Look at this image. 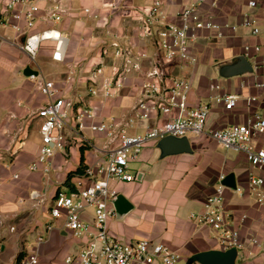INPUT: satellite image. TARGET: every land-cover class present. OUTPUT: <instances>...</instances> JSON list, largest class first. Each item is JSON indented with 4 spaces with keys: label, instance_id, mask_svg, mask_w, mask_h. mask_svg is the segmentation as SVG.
<instances>
[{
    "label": "crops",
    "instance_id": "0c3cea01",
    "mask_svg": "<svg viewBox=\"0 0 264 264\" xmlns=\"http://www.w3.org/2000/svg\"><path fill=\"white\" fill-rule=\"evenodd\" d=\"M6 1L0 0V12ZM192 1L166 0L165 10L170 20L178 22L177 13ZM214 1L216 6L212 10L221 29L203 32V37L193 44L199 64L190 104L195 106L208 100L211 80L219 83L224 92L238 95V105L232 111H226L218 103L212 106L208 128L223 129L231 124L244 123L251 112L264 116V90L256 86L258 81L264 80V0ZM250 1H255L256 6L250 7ZM153 2L43 0V8L60 4L67 10L61 22H38L36 27L37 31L55 28L69 38L63 62L53 59V41L42 44L37 63L30 62L21 48L25 35L3 24L0 15V215L3 217L0 223V264H17L21 256L28 257L47 224L54 228L39 248L38 264H66L65 258L76 254L86 243L85 239L76 238L66 230L63 220H52L49 211L59 191L73 190L78 180L89 184L90 179L84 177L85 169L106 157L110 148L119 143L109 145L103 134L89 128L79 133L69 130L66 147L52 159L50 172L43 170L48 164L37 172L29 170L41 146L40 120L36 117L46 101L40 93L41 80L55 81L60 93L69 101L80 104L85 99L97 105L104 116L129 113L139 97L138 79L131 80L116 97L103 100L88 97L89 78L101 60L111 63L104 54L114 39L138 49L147 47L137 37V32ZM86 8L90 9L89 13L85 12ZM205 9H211V5ZM248 14L258 20L259 35H253L250 28L242 25ZM226 24L236 26L237 30L224 28ZM257 46L259 52L255 50ZM246 47H250L248 53ZM240 57L248 60L252 70L232 77L223 76L222 68ZM28 67L37 72L34 73L35 79L25 74L30 73L26 70ZM214 71L223 80L215 79ZM249 97H257L251 111L247 108ZM169 117L154 116L139 123L138 130L133 133L142 134L147 127ZM189 139L191 152L167 155L159 147L160 140L148 143L139 158L131 163L136 180L111 182V189L117 195H123L133 208L109 220L110 233L126 242L147 238L163 243L179 251L182 255L180 262L199 264L191 262L194 255L222 248L216 233L200 226L191 216L203 210L206 198L216 189L219 175L225 173L226 178L233 175L236 182V187L226 186V209L237 223L244 214L248 215L242 227L246 247L239 252L237 264H262L264 208L250 194L248 177L252 172L257 175H263V172L254 169L243 153L222 148L207 135ZM263 143L264 138L259 139L257 146ZM81 167L85 169L79 172ZM15 174L19 177L14 178ZM70 174L73 177L68 185ZM239 188L241 191H237ZM83 218L93 222L94 208H87ZM252 235L258 236L260 247L248 241Z\"/></svg>",
    "mask_w": 264,
    "mask_h": 264
},
{
    "label": "built area",
    "instance_id": "2783aa9c",
    "mask_svg": "<svg viewBox=\"0 0 264 264\" xmlns=\"http://www.w3.org/2000/svg\"><path fill=\"white\" fill-rule=\"evenodd\" d=\"M42 1L7 0L4 10L0 12L2 22L25 35L21 48L30 62L37 63L41 46L46 41L55 42L53 59L63 62L69 38L55 28L37 31L36 27L38 22H61L67 10L60 4L43 8ZM207 5H211V9H205ZM165 6L166 0H154L140 24L137 37L147 47L138 49L114 39L104 54L111 63L101 60L89 78L88 97L103 100L116 97L131 80L138 79L139 97L129 113L104 116L97 105L85 99L80 104L69 101L60 93L55 81L41 80L40 93L46 99L36 113L40 120L41 146L29 170L37 172L42 170L44 164H48L43 170L49 173L52 159L66 147L69 130L79 133L89 128L103 134L109 145L119 143L117 147L110 148L106 157L85 169L84 177L90 179L89 184L78 180L73 190L56 194L49 211L50 218L54 221L63 220L66 230L76 238L86 240L76 254L65 258L66 264H178L181 261L179 251L163 243L147 238L122 241L108 229L109 220L116 216L112 201L118 196L111 189V182L135 181L131 163L139 158L148 143L165 137L193 138L207 135L220 147L243 153L254 169L263 172V175L254 172L249 174L248 189L260 207L264 208V143L257 146L259 139L264 138V116L251 112L244 123L231 124L223 129L208 128L214 103L223 105L226 111H232L237 107L239 98L234 93L224 92L223 87L213 80L210 82L208 100H202L195 106L190 104L199 64L193 44L203 37V32L221 29L212 10L216 2L193 0L177 13L178 22L170 20ZM249 6H256V2L250 1ZM85 12L89 13L90 9L86 8ZM242 25L250 28L253 35L261 32L258 20L252 15H245ZM224 28L237 30L236 26L229 24ZM249 50L250 47H246L247 53ZM255 50L259 52L260 47L257 46ZM30 77L35 79L36 75ZM256 86L264 90V80L258 81ZM256 101L257 97L247 99L249 111ZM168 115L169 118L147 127L144 133H133L138 130L139 123L154 116ZM18 177V174L14 175V178ZM225 179L226 174L221 173L214 193L205 200L203 210L191 217L200 226L216 233L223 251L235 248L239 256V252L246 247L242 227L248 215L244 214L237 223L233 214L226 209ZM89 207L94 208V220L91 223L83 218V213ZM2 219L0 215V223ZM53 228L51 224L45 226L43 234L37 238L36 247L23 264L39 263V248ZM248 241L261 246L258 236L252 235Z\"/></svg>",
    "mask_w": 264,
    "mask_h": 264
},
{
    "label": "water",
    "instance_id": "95a60500",
    "mask_svg": "<svg viewBox=\"0 0 264 264\" xmlns=\"http://www.w3.org/2000/svg\"><path fill=\"white\" fill-rule=\"evenodd\" d=\"M26 70L30 72L29 74L25 72L28 76L34 75V73L37 74L30 67ZM251 70L252 66L248 60L245 57H240L235 63L224 66L221 74L225 77H232L250 72ZM159 147L166 155L192 151L190 139L187 137H165L160 140ZM224 184L226 186L236 187L234 176H228ZM112 202L117 216L123 215L133 208L132 204L123 195H118ZM237 258L238 251L234 248L227 251L212 250L198 253L191 258V262H197L199 264H237Z\"/></svg>",
    "mask_w": 264,
    "mask_h": 264
},
{
    "label": "trees",
    "instance_id": "16d2710c",
    "mask_svg": "<svg viewBox=\"0 0 264 264\" xmlns=\"http://www.w3.org/2000/svg\"><path fill=\"white\" fill-rule=\"evenodd\" d=\"M85 169V168H84ZM82 167L79 169L80 171L79 172H81L82 170H84ZM73 177V174H70V176H69V178H68V182H67V184L68 185H70V180H71V178ZM27 256L26 255H24V256H21L18 260H17V264H21L24 260H25V258H26Z\"/></svg>",
    "mask_w": 264,
    "mask_h": 264
},
{
    "label": "rangeland",
    "instance_id": "374dc122",
    "mask_svg": "<svg viewBox=\"0 0 264 264\" xmlns=\"http://www.w3.org/2000/svg\"><path fill=\"white\" fill-rule=\"evenodd\" d=\"M213 75H214V78L215 79H217V80H223V78L220 77L216 71H214ZM72 254H75V253H72ZM178 264H188V263H186V262H180Z\"/></svg>",
    "mask_w": 264,
    "mask_h": 264
}]
</instances>
